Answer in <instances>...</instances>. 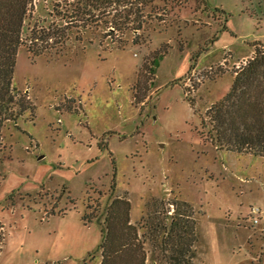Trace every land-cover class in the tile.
Segmentation results:
<instances>
[{"label": "rangeland", "instance_id": "374dc122", "mask_svg": "<svg viewBox=\"0 0 264 264\" xmlns=\"http://www.w3.org/2000/svg\"><path fill=\"white\" fill-rule=\"evenodd\" d=\"M144 15L139 43L98 28L41 57L19 50L13 85L33 109L3 130L0 264H100L117 197L148 238L147 264H167L171 232L180 264H264V216L251 215L264 158L218 149L203 125L264 44V0H152Z\"/></svg>", "mask_w": 264, "mask_h": 264}, {"label": "trees", "instance_id": "16d2710c", "mask_svg": "<svg viewBox=\"0 0 264 264\" xmlns=\"http://www.w3.org/2000/svg\"><path fill=\"white\" fill-rule=\"evenodd\" d=\"M38 1L0 0V161L4 150L3 130L11 123H18L33 109L28 94H21L13 85L19 50L26 48L32 56L41 57L65 47L75 30L84 32L98 28H105L106 36L114 43L125 44L122 39L128 34H134L133 43H139L137 33L144 28V13L152 2L52 0L48 20H41L34 17ZM159 58L156 55L145 64V69L153 73ZM187 100L194 106L190 99ZM135 102L143 103L137 96ZM205 116L203 125L209 130L207 140L218 149L264 158V44H255L253 58L235 72L228 95L209 108ZM94 219L98 218L92 214L83 218L86 224L93 223ZM102 226L100 264H147L145 245L148 238L140 233L142 228L131 223L128 198L117 197L111 202ZM178 236L177 232H171L162 240L167 264H180Z\"/></svg>", "mask_w": 264, "mask_h": 264}, {"label": "built area", "instance_id": "2783aa9c", "mask_svg": "<svg viewBox=\"0 0 264 264\" xmlns=\"http://www.w3.org/2000/svg\"><path fill=\"white\" fill-rule=\"evenodd\" d=\"M251 215L253 216V224L258 225L261 222V217L264 216V206L255 207L251 210Z\"/></svg>", "mask_w": 264, "mask_h": 264}]
</instances>
